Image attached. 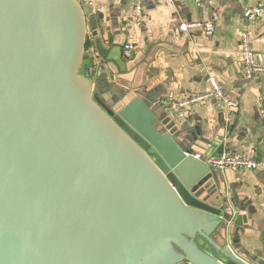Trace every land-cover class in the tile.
<instances>
[{"label": "water", "instance_id": "1", "mask_svg": "<svg viewBox=\"0 0 264 264\" xmlns=\"http://www.w3.org/2000/svg\"><path fill=\"white\" fill-rule=\"evenodd\" d=\"M86 39L77 0H0V264H264L204 164L225 135L182 148L117 61L104 101Z\"/></svg>", "mask_w": 264, "mask_h": 264}, {"label": "crops", "instance_id": "2", "mask_svg": "<svg viewBox=\"0 0 264 264\" xmlns=\"http://www.w3.org/2000/svg\"><path fill=\"white\" fill-rule=\"evenodd\" d=\"M141 6L137 11L135 0H97L83 7L86 54L102 99L111 101L117 62L130 65L128 72L140 70L136 85L142 98L165 114L182 148L225 135L224 151L264 162V75L247 79L241 56L247 33L254 60L264 64V0H142ZM257 6L263 16L245 19L244 11ZM205 24L212 25L211 35L205 34ZM182 25L188 28L183 31ZM127 43L134 46L129 57L123 54ZM211 77L239 102L238 109L214 99L188 102L209 89ZM209 170L222 178L248 218L240 245L264 261V168Z\"/></svg>", "mask_w": 264, "mask_h": 264}, {"label": "built area", "instance_id": "3", "mask_svg": "<svg viewBox=\"0 0 264 264\" xmlns=\"http://www.w3.org/2000/svg\"><path fill=\"white\" fill-rule=\"evenodd\" d=\"M82 7L92 6L97 0H77ZM166 2H171L172 0H165ZM142 0H135V9L140 11L142 9ZM263 16L262 10L259 6L248 8L244 11V17L247 20H253L258 17ZM206 35H211L213 32V27L211 24H205L202 26ZM188 27L182 25L181 30H186ZM134 50L132 43H127L123 46V54L129 57ZM242 62L244 67L245 76L247 79H252L257 75H264V64L257 63L253 58L252 45L250 37L247 33L242 36ZM205 99H214L223 103L228 109H238L239 102L227 94L218 81L215 78H210L209 89L191 99L188 102L203 101ZM195 159L201 160V155L193 154ZM204 164L208 169L216 171L224 170H234V171H251L255 169L264 168V162L257 161L253 158L245 157L239 153H231L223 151L220 154L210 155L205 159Z\"/></svg>", "mask_w": 264, "mask_h": 264}, {"label": "trees", "instance_id": "4", "mask_svg": "<svg viewBox=\"0 0 264 264\" xmlns=\"http://www.w3.org/2000/svg\"><path fill=\"white\" fill-rule=\"evenodd\" d=\"M87 48H88V41H87V39H86V44H85V56H86V58H88V56H87ZM85 67H89V66H83V70H85ZM91 68V67H90ZM91 73V72H90ZM91 77H92V73H91ZM93 78V77H92Z\"/></svg>", "mask_w": 264, "mask_h": 264}]
</instances>
